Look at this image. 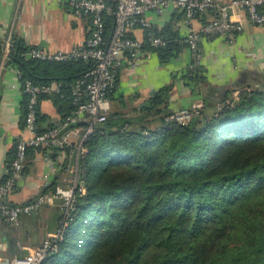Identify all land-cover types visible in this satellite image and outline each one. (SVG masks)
Wrapping results in <instances>:
<instances>
[{"label": "trees", "instance_id": "1", "mask_svg": "<svg viewBox=\"0 0 264 264\" xmlns=\"http://www.w3.org/2000/svg\"><path fill=\"white\" fill-rule=\"evenodd\" d=\"M112 29L113 17L107 16V32ZM156 31L167 44L154 47L145 37L144 48H154L162 59L186 45L183 36ZM32 46L17 36L11 45L21 81L58 82L60 91L49 97L63 121L76 110L72 83L94 62L31 58L25 53ZM202 71L189 68V82L200 81ZM259 81L241 86L237 97L234 89L218 97L215 88L209 90L201 97L202 113L186 124L166 120L170 85L133 113L114 111L97 122L79 161L86 190L77 193L58 247L42 264H264V80ZM44 117L40 112L38 130H45L39 128Z\"/></svg>", "mask_w": 264, "mask_h": 264}, {"label": "crops", "instance_id": "2", "mask_svg": "<svg viewBox=\"0 0 264 264\" xmlns=\"http://www.w3.org/2000/svg\"><path fill=\"white\" fill-rule=\"evenodd\" d=\"M216 1L229 3L231 0ZM146 15L154 29L164 34L185 36L192 30L200 33L202 79L189 82L187 71L192 62V50L188 45L181 46L167 60L154 48L147 47L139 66L131 67L125 60L119 69L112 93V112L133 113L167 85L171 86L167 100L169 109L175 111L213 88L216 89L214 97H218L225 89H241V86L256 85L264 80V24L250 21L244 10L236 9L234 14L244 26L234 41H228L223 35L208 36L201 32L203 24L215 16L213 10L199 13L190 21L186 20L182 9L172 5L161 13L149 10ZM90 32V20L76 16L69 0H0V40L4 45L8 38L17 36L28 45L69 50ZM131 34L145 40V31L140 27L132 29ZM19 69L14 58L0 61V181L8 175L18 138L29 135L25 129ZM40 108L45 117L39 128L61 123L59 105L52 97H42ZM52 151L44 147L29 152L23 171L8 194L10 202L23 203L34 198L45 188V181L69 183L71 173L66 165L74 160V142L58 148L51 160L46 159ZM62 213L60 200L55 198L30 214L21 215L17 223L0 216V257L7 262L23 253L26 247L40 244L49 232L59 227Z\"/></svg>", "mask_w": 264, "mask_h": 264}, {"label": "built area", "instance_id": "3", "mask_svg": "<svg viewBox=\"0 0 264 264\" xmlns=\"http://www.w3.org/2000/svg\"><path fill=\"white\" fill-rule=\"evenodd\" d=\"M69 3L76 16L90 20V34L69 50H48L33 45L25 55L55 61L90 59L94 65L72 83L76 110L58 126L45 130H38V117L42 112L40 101L42 97L60 91V84L56 81L36 83L29 78L21 81L26 102L25 129L29 135L18 138L8 175L0 181L1 217L17 223L21 215L30 214L58 198L63 212L61 224L55 231L49 232L40 244L26 247L20 255L7 262L0 257V264H42L46 256L57 249L58 239L62 238L71 218L77 193L86 190L79 171L80 158L87 151L85 138L94 131L97 122L105 120L112 112V93L124 61L128 60L131 67H137L142 62L145 40L132 35L131 30L137 27L144 29L146 39L154 47L164 46L168 42L167 38L154 29L152 21L146 15L147 11L161 13L172 5L182 9L186 20L190 21L199 13L213 10L215 16L203 24L201 32L208 36L223 35L228 41H234L236 35L244 30L242 22L234 17L236 9L244 10L253 23L264 24V0H231L229 3H219L216 0H69ZM107 16L113 17L111 32H107ZM199 34L192 30L180 39L192 50L190 69L201 66ZM13 41L14 37L6 41L0 51L1 60L11 57ZM18 76L21 77L20 73ZM239 92V88L235 89L233 95L237 97ZM227 101L230 102V99ZM204 108V99L198 98L190 105L169 113L166 120L186 124L200 115ZM73 142L75 157L66 165L71 173L67 185L57 184L53 190L42 189L37 196L23 203L8 200V194L22 173L31 150L44 147L50 150L63 149ZM45 158L51 160L52 156L47 154ZM44 185L48 186L49 182L45 181Z\"/></svg>", "mask_w": 264, "mask_h": 264}, {"label": "water", "instance_id": "4", "mask_svg": "<svg viewBox=\"0 0 264 264\" xmlns=\"http://www.w3.org/2000/svg\"><path fill=\"white\" fill-rule=\"evenodd\" d=\"M13 59V56L11 55V57L9 58V61H11ZM0 61H1V58H0Z\"/></svg>", "mask_w": 264, "mask_h": 264}]
</instances>
